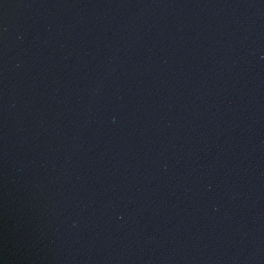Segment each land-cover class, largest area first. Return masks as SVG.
Masks as SVG:
<instances>
[{"label": "water", "instance_id": "95a60500", "mask_svg": "<svg viewBox=\"0 0 264 264\" xmlns=\"http://www.w3.org/2000/svg\"><path fill=\"white\" fill-rule=\"evenodd\" d=\"M0 264H264V0H0Z\"/></svg>", "mask_w": 264, "mask_h": 264}]
</instances>
